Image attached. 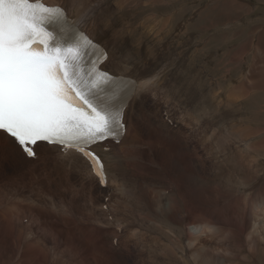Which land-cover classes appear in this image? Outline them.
I'll return each instance as SVG.
<instances>
[{
	"label": "bare ground",
	"instance_id": "bare-ground-1",
	"mask_svg": "<svg viewBox=\"0 0 264 264\" xmlns=\"http://www.w3.org/2000/svg\"><path fill=\"white\" fill-rule=\"evenodd\" d=\"M43 1L50 5L67 7L73 22L80 24V27L84 28L93 40L98 41L103 47L108 49L109 59L103 65L105 70L112 73H119L124 76L139 77L142 81L141 88H143V81L149 77L158 74L160 78L157 87L151 90L152 96L146 93L145 98L140 100L131 110L128 132L122 142L116 144L107 141L104 143V146L109 147L108 151H105L104 148L100 146L95 147V151L106 161L108 176L106 188L100 186L99 180L92 173L90 165L78 153L69 152L65 155L59 152L55 146L41 143L37 148L39 159L33 161L25 158L11 143L0 140V264H40L38 257L42 255L46 256V253L52 250L51 247H46L44 243L45 238L48 236L57 240H64V249L68 257L70 255V258L67 260L65 255L59 258L57 256L55 257L52 253L50 257H47V260L54 264H57L56 262L62 264L63 262L65 264H112L113 259L116 260V256L118 255H125V251H128V254L132 253L131 246L129 245L130 241L135 245L143 244L147 241L145 244L150 245L148 246L149 250L152 249L151 251H153L154 249L157 252L159 251L160 257H158L157 254L155 255L156 257L152 254H150L152 255L151 258L147 256L149 259L153 258L156 263L158 261H163L165 264H172L171 261H173V263L178 262V264H182L180 260L182 257H185L184 260L189 262L188 264H225L223 257L219 258V247L215 244V239L221 232L227 234L229 238V235H231L232 240L236 238L238 242L245 241L247 247L254 251H258L261 246L260 241L264 239L260 238V234L264 232V192L263 194L260 193L261 199H258L259 203H251V205L249 204L250 207H248L247 204L245 207V203L243 202H237L238 206H232L226 200H218L217 195L214 197V188L200 193L201 197H197L198 202L189 203L190 195L181 187L180 180L182 177L191 186L194 185L188 180L190 176L183 171L184 167L190 170V165L192 163H198L200 166H203L201 162L204 157H202V151L200 152V150L197 149L200 148V146L195 144L196 142L194 143L192 141L193 143H191L188 136H185L183 132H180L182 138H179L178 133L174 137V130L166 118L167 114L165 116L162 115V109L164 107L166 108V106L160 107V105L166 103L169 106L174 102L176 106H178L177 103H180L181 106H185L183 96L185 95L188 97L189 95L184 91L187 78L182 77L186 74L188 68L186 63V49H184L183 52H180V50L178 51L180 68L178 70L179 74L176 76L169 69L167 64L162 65L160 62L161 54H164L167 45H158V50L156 45H143V43H141V45L135 46L132 53L126 50L125 43H123L122 40L136 38L138 36V31L141 30L142 34H140V36H143L140 37V39L148 38L149 41L150 38H153L150 42L154 44L157 39L156 31H158L150 28L151 26L142 20L140 24L131 23L130 26L127 25V28L123 26L120 29L115 26L114 22L116 20V15H121V13L131 9L129 0H116L115 3L113 2L111 8H109L108 5L112 4L109 3L110 0L108 3L107 0ZM131 3L133 7L138 4L136 0H131ZM88 7H91L93 10L91 22L89 23L90 25L81 24L79 20L80 14L84 8ZM150 16L151 15H149V17ZM162 27L164 26H161V28ZM181 46L182 45H180V48ZM126 51L129 54H125ZM198 51L197 49L195 54H197ZM197 56L200 57L199 55ZM228 56L225 57L227 58ZM262 58V62H264V57ZM216 67L220 66L217 65ZM253 74L255 75V73ZM217 78L218 77L215 79L218 80ZM238 86H240V84ZM253 87V85L249 87L248 82L242 83L239 87L241 97H247L246 95H249V91ZM262 90L264 91L263 88ZM234 92L235 91H232V94ZM213 93H215V91ZM232 94L227 98H229L230 103H233V106L231 107L228 105L225 108L226 112L223 116L235 110L239 112V109H236V103L234 104L236 99L231 100ZM254 94L255 93L249 95L250 98H246V103H250L254 100L252 98ZM257 97L258 96H256V98ZM216 100L215 96L211 95V101L209 100L211 104L217 105L220 103H217ZM225 101L227 103V100ZM140 103L143 105L146 104L147 108L143 109L139 107ZM241 103H244V101ZM219 106L221 108V105ZM225 106L226 105L223 106V109ZM214 107L216 109V106ZM208 108L210 109V107ZM139 112H144L146 114L145 117L140 118L138 116ZM201 112H203V110ZM219 115L220 114L216 113L217 117H219ZM234 115L237 116L236 114ZM234 115H232L231 120L234 118ZM220 116H222V114ZM205 117L203 118L205 119ZM189 120L190 123H192L191 119ZM198 121L199 119L197 122ZM236 121H238V118H236ZM181 122L185 123L183 119ZM232 122H228V124ZM237 123L240 122H236V125H238ZM147 128L148 130L143 133V130ZM137 131L141 132V136L137 135ZM240 131L243 134L245 132L243 130ZM233 136L235 137V135ZM205 138L208 137L205 136ZM178 139L181 140L177 141ZM204 143L202 141V144ZM203 150L206 149L204 148ZM147 152H149L151 156H148ZM203 152L205 153V151ZM194 153L199 155V157ZM247 157L252 163H258L251 155ZM172 158H174V161L176 159L178 161L176 163L177 165H175L176 168L174 167ZM142 171H144V176L139 174V172ZM248 171L253 175L258 171V167L256 171ZM153 178H161L163 184H167L158 192L159 198L157 201L153 200ZM194 178H202V172L198 171ZM31 181H35L36 184L34 186L31 185ZM193 181L194 180H192V182ZM198 181L199 180H197V182ZM202 181H205V179L203 178ZM169 185H174L175 190L172 191ZM166 188H170V191ZM115 189H121V191L126 193V197L129 194H134L132 203L128 204L125 201L122 202L125 207L122 217L124 222H120L121 218L114 212L115 203H117L116 201L113 202L115 198L113 191ZM108 190L112 192V195L107 193ZM73 192H75L76 202L82 207L79 212L84 213L83 217H80L79 214L75 212L77 208L75 211H66V209L62 210V208L58 206L59 204L56 205V202H59L60 205L66 203V196ZM161 192L163 195L168 194L165 201L161 199ZM61 193L67 195L64 199L59 200L58 196ZM196 193H199V190L196 191ZM219 193H221V191H219ZM104 194L111 196V199L109 197L110 215H112L111 211H113L116 215H112L113 218L117 223H122L123 227L119 224L111 226L114 222L113 219L108 220L105 218L108 212L101 209V206L107 204L106 202H102ZM260 197L257 196V198ZM211 201H213L212 204L214 207L210 208L209 205L211 203L209 204V202ZM121 205L118 204V207ZM216 205L217 210L215 209ZM256 208L260 210L257 212ZM89 210L94 212V217L87 213ZM259 217H262V219L260 220ZM84 218L89 221L83 222ZM145 223H147V225H145ZM135 225L146 229L145 232L143 231V235L141 232L139 234L135 232L138 230ZM211 227L214 229L213 233L208 232V229ZM211 231L213 230L211 229ZM133 232H135L134 237L132 234ZM27 235H31L32 239H29ZM243 235L246 237H243ZM114 238H118L119 241L113 242ZM181 240H183L182 243ZM184 240L188 241L185 242ZM145 246L146 245H144V247ZM53 249L55 250L56 248L53 247ZM123 249H125V251H123ZM134 250H136L135 247ZM142 250L144 249L142 248ZM149 250H147V253ZM51 252H53V250ZM137 254V256H142L140 251L139 253L137 252ZM178 254L181 255L178 256ZM134 258L135 260L133 261L135 262L137 258L136 256ZM119 262L120 264H125V262Z\"/></svg>",
	"mask_w": 264,
	"mask_h": 264
},
{
	"label": "rangeland",
	"instance_id": "rangeland-1",
	"mask_svg": "<svg viewBox=\"0 0 264 264\" xmlns=\"http://www.w3.org/2000/svg\"><path fill=\"white\" fill-rule=\"evenodd\" d=\"M108 1L109 0H107V3ZM129 1H130L131 9L121 13V15L119 14L116 15V20L114 22L115 26H117L120 29L123 26L124 27L126 26L127 28L128 26L131 25V23L140 24L142 20L146 22V24L151 26L150 28H153L158 31H156L157 39L154 44L150 42V40H152L153 38L152 39L150 38L149 41H148V38L140 39V37L143 36V35L140 36V34H142L141 30L138 31V36L136 38L129 39V40L128 39L122 40V42L125 43L124 45L126 47V50L132 53L133 49H135V46L141 45V43H143V45L144 44L156 45L157 49L159 48L158 45L160 46L167 45V48L164 50V54L163 55L161 54L160 62L162 63V65L167 64L169 66V69L177 76L179 74L178 70L180 68L178 51L180 50V52H183V50L186 49V63H187L188 68H187L186 74L182 77L187 78V82L184 85V91L185 93L189 94L188 95L189 98L186 97L185 95L183 96L184 97L183 101H185L184 102L185 106H181L180 103H177L178 106H176V104L173 102L172 104L169 105L170 107L166 103H162L160 107L166 106V108L164 107L162 109V115L165 116L167 114L166 118H168V121L170 122V126L174 130V137L178 133L179 138L180 137L182 138V135L180 134V132H183L185 136H188L191 143L196 142L195 144H198L200 146V148H197V149H199L200 152L202 151L201 152L202 157H204L201 162L203 166H200L198 163H192L190 165L191 166L190 170L187 169L186 167H184L183 169V171L188 176H190L188 180L192 184H194L191 186L183 177L180 180L181 187L184 190H186L190 195L189 203L198 202L197 197L199 196L201 197L200 193H204L206 190H210L211 188L212 189L214 188L213 190L216 193V194L214 193V197H216L217 195L218 200H221V199L226 200L232 206H238L237 202L245 203V207L247 204H248V207H250L251 203H255V202L259 203L258 199L259 200L261 199L260 195L263 194L264 192V179H263V176H264V147H263L264 146V113H263L264 112V108H263L264 107V91L262 90V88L264 89V81H263L264 80V62H262L263 60L262 57H264V54H263L264 53V0H136L138 4L135 7L132 6L131 0ZM113 2L115 3L116 0L109 1V3H112V4H108L109 8H111V6L113 5ZM133 5H134V2H133ZM149 15L151 16L149 17ZM153 15H156V16H153ZM88 25L90 24L88 23ZM161 26H164V27L161 28ZM140 40L141 41L143 40V41L141 42ZM180 45H182L181 48H180ZM197 49L199 51L197 54H195V51ZM125 54H129V53L126 51ZM197 55H199L200 57H198ZM225 56H228V57L226 58ZM215 62L220 67H216L217 65L215 64ZM253 73H255V75ZM216 77H218L217 78L218 80L215 79ZM241 82L242 83L248 82L249 87H252V85L254 86L253 88H251L252 90L250 89L249 95L253 93L255 94L257 93V94L253 95L252 98L254 100L250 103L249 102L246 103L247 101L246 98H250L249 95H246L247 97H243V96L241 97L240 95L239 87L242 84ZM239 84L240 86H238ZM175 88H176V85H175ZM187 88H188V92H187ZM214 91L215 93H213ZM232 91H235L234 93L236 94L234 93L232 94ZM231 94H232L231 100L236 99L234 104L236 103L235 106H237L236 109H239V112L235 110L236 111V112L234 111L235 113L229 112L228 114H226V116L225 115L223 116V114L226 112L225 108L228 105H230L231 107L233 106V103H230L229 98H227V97H230ZM147 95L152 96V91L148 92ZM211 95L215 96V98L217 99L216 100L217 103L219 102L220 103L217 105L211 104L210 102ZM239 95H240V98H239ZM256 96L258 97L256 98ZM225 100H227V103ZM243 101L244 103H241ZM219 105H221V108ZM224 105L226 106L223 109ZM214 106H216V109ZM139 107L145 109L147 108V105L146 104L143 105L140 103ZM208 107H210V109ZM260 108H263V109H260ZM213 109L215 110V112ZM202 110L203 112H201ZM216 113L220 115L222 114V116L219 115V117H217ZM230 114L232 115L236 114L238 117L234 115L233 117L235 119L232 118L231 120L232 115ZM196 116L199 119L198 122L200 123L197 122L198 119L196 118ZM203 117H205V119ZM236 118H238V121H236ZM182 119L185 123L181 122ZM189 119H191L192 123H190ZM178 121H179V125H178ZM193 122L196 124H194ZM228 122H232V123L228 124ZM236 122H240V123H237L238 125H236ZM148 128L146 130H143V133L146 132ZM207 130L209 131V133ZM240 130L245 131L244 134ZM140 134L141 132L137 131V135L141 136ZM233 135H235V137ZM205 136L208 138H205ZM179 140L181 139H178L177 141ZM205 140L207 143L205 142ZM202 141L203 143L204 142L205 143L202 144ZM208 142L209 143L211 142L210 143L211 145ZM205 144L207 147L205 146ZM247 146L250 148H248ZM204 148L206 150H203ZM203 151H205V153ZM147 154L148 156H151L149 155V152H147ZM249 155H251L253 159H255L256 161H258V163L256 162L252 163L250 159H247L248 158L247 156ZM197 156L199 157V155ZM172 162L175 167L178 161L177 159L174 161V158H172ZM257 167H258V171H256ZM248 170H251V171L255 170L256 173L252 175V173H249L250 171ZM198 171L202 172V178L195 179L194 176L197 175ZM259 171H260V174H259ZM139 174L144 176V171L139 172ZM203 178L205 179V181H202ZM192 180L194 181L192 182ZM197 180L199 181L197 182ZM152 182H153V185H152L153 200L157 201L159 198L158 192L161 190L162 187H164V185H167V184H163V181L161 180V178H153ZM35 184H36L35 181H31V185L34 186ZM169 187L171 188L172 191L175 190L174 185L173 186L169 185ZM170 188H166V189L170 191ZM198 190H199V193H196V191ZM219 191H221V193H219ZM73 193H69L68 195L66 194L67 196L61 193L58 196V199L59 200L64 199L66 196L67 202L61 205L59 202H56L57 203L56 205L59 204L58 206L61 207L62 210L66 209V211L68 210L75 211L77 208L75 212H77L80 217H83L84 213L79 212L82 209V207L80 206L79 203L76 202L75 192ZM107 193H110L112 195V192H109V190L107 191ZM113 193L115 197L113 202L116 201L118 203L119 201L118 204L120 205L122 204L121 206L118 207V204L115 203L114 212L117 214V216L121 218L120 222H124V220H122V217H123V212H124L125 207L123 206L122 202L125 201L128 204L132 203L134 194H129L128 195L129 197L128 196L126 197V193L121 191V189H115ZM167 195L168 194L163 195L161 192L162 201H165ZM257 196L260 198H257ZM109 197L111 199V196H107L106 194H104L103 200H102V202L107 203L101 206V209L108 212L105 215V218H107L108 220L113 219L114 222L111 224V226H115L116 224H119L123 227L122 223L121 224L117 223L116 220L113 218V216H116L113 211H111V214L113 216L110 215ZM212 203L213 201L209 202L210 208L214 207ZM216 208H217V205L215 206V209ZM259 210H260L259 208H256L257 212ZM87 213H89L90 216L94 217V212L92 210H89ZM259 219L261 220L262 217L261 218L259 217ZM88 221H89L88 219H85V218L83 219V222H88ZM21 225H25V224H21ZM145 225H147V223H145ZM136 226L137 225H135V227ZM140 226H137L136 229L138 230H136L135 232L138 234L141 232L143 235V231L145 232L146 229ZM212 227H215V226H212ZM212 227L208 229L209 233L214 232V229ZM211 229L213 231H211ZM135 232L132 233L133 237H134ZM226 236L227 234L221 232L218 235L219 238L217 237L215 239V244L219 247V251H220L219 258L223 257V261L225 264H264V256H263L264 255V239H261L260 241L261 246L259 250L254 251L250 249L249 247H247L245 241L238 242L236 238L232 240L231 235H229L230 238ZM260 236H261L260 238H264V232L263 234H260ZM27 237L29 239H32L31 235H27ZM243 237H246V236L243 235ZM117 241H119L118 238L113 239V242H117ZM182 241L183 240H181V243ZM184 241L187 242L188 240H184ZM44 243L46 247L48 246L51 247L53 252H51L52 250H50L49 252L46 253V256L42 255L38 257V261L40 264H54L53 262H50L47 260V257H50L52 253L55 255V257L57 256L59 258H62L63 255H65L67 260L68 258H70V255L68 257L64 249L65 248L64 240H57V239H54L48 236L47 238H45ZM145 243L135 245L132 241H130L129 245L131 246L132 253L128 254V251H125V249H123V251H125V255L123 254V255L116 256V260L113 259L112 264H120L119 261L125 262V264L126 262L127 264H142V263L152 264V262L153 264L163 263V261L161 262L158 261L156 263V261H154L153 258L149 259L152 257V255L155 256L156 254L158 257H160L159 256L160 252L159 251L157 252L154 249L153 251H151L152 249L149 250L148 246L150 245L145 244ZM114 245L116 246L115 243ZM144 245L146 246L144 247ZM53 247H55L56 249L54 250ZM134 247L137 251L134 250ZM142 248L144 250H142ZM145 248L149 250L148 253ZM139 251L142 253V256H137L138 255L137 252L139 253ZM148 254L149 255L152 254V255L149 256ZM134 255L137 258L135 261L136 263L133 261L135 260ZM179 255L181 254H178V256ZM147 256L149 258H147ZM139 257L141 258L143 257L142 260ZM184 259L185 257H182V259L180 260L182 264H188L189 262L185 261ZM56 263L62 264L60 262H56ZM171 263L178 264V262L173 263V261H171ZM63 264L65 263L63 262Z\"/></svg>",
	"mask_w": 264,
	"mask_h": 264
},
{
	"label": "snow or ice",
	"instance_id": "snow-or-ice-1",
	"mask_svg": "<svg viewBox=\"0 0 264 264\" xmlns=\"http://www.w3.org/2000/svg\"><path fill=\"white\" fill-rule=\"evenodd\" d=\"M92 11L83 9L81 24L91 22ZM108 59V49L73 22L67 7L0 0V140L33 161L41 143L78 153L106 184V161L95 147L108 151L105 141L122 142L131 110L160 78L141 88L139 77L104 70Z\"/></svg>",
	"mask_w": 264,
	"mask_h": 264
}]
</instances>
